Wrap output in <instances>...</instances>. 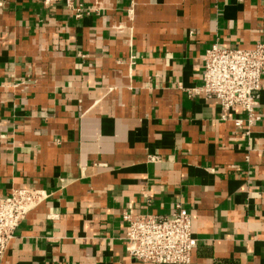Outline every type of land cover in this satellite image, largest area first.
I'll list each match as a JSON object with an SVG mask.
<instances>
[{"label":"crops","instance_id":"1","mask_svg":"<svg viewBox=\"0 0 264 264\" xmlns=\"http://www.w3.org/2000/svg\"><path fill=\"white\" fill-rule=\"evenodd\" d=\"M77 5L0 0V196L50 194L2 264H149L128 256L123 212L179 204L191 264H264V86L250 136L191 93L213 43H264V0Z\"/></svg>","mask_w":264,"mask_h":264},{"label":"built area","instance_id":"2","mask_svg":"<svg viewBox=\"0 0 264 264\" xmlns=\"http://www.w3.org/2000/svg\"><path fill=\"white\" fill-rule=\"evenodd\" d=\"M64 1L66 7L82 17L78 0H46L52 4ZM202 86L192 94L218 102L221 119L231 121L234 129L250 136L256 122L261 121L257 107L264 86V43L252 49L228 48L215 42L203 59ZM241 110L246 118L232 116ZM151 161H158L153 158ZM50 198L43 189L22 188L8 196H0V264L16 236V231L29 214ZM126 224L124 242L130 258L149 264H191L198 251L192 219L181 205L170 215H138L131 209L123 212Z\"/></svg>","mask_w":264,"mask_h":264}]
</instances>
